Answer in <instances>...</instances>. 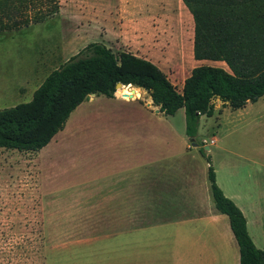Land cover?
<instances>
[{"label": "rangeland", "instance_id": "374dc122", "mask_svg": "<svg viewBox=\"0 0 264 264\" xmlns=\"http://www.w3.org/2000/svg\"><path fill=\"white\" fill-rule=\"evenodd\" d=\"M55 9L52 20L8 38L2 45L9 49L6 63H25L26 71L31 65L39 66L41 75H46L57 65L60 68L64 58L67 62L89 44L103 43L117 55L128 52L153 62L180 92L196 67L231 72L222 60L196 58V21L183 0H0V21L19 23ZM239 15L259 21L264 38V2L241 8ZM140 93L143 102L148 101L149 93ZM99 98V106L89 116L82 115L81 108L73 112L64 127L67 130L60 131L42 155L0 148V264H145L152 249L159 250L162 259L156 263L150 259L147 264H176L175 238L155 233L150 236L156 241L153 248L146 241L145 216H136L137 224L129 226L119 222L118 216L88 213L79 197L68 198L66 183L79 184L91 169L111 164L120 134L139 125L135 104H125L117 92L113 98ZM30 101L23 98L15 105ZM213 104L222 105L217 99ZM164 119L165 126L178 133L176 139L169 136L170 144L177 141L178 146L193 147L184 110ZM261 121L253 107L244 113L228 109L221 117H202L195 142L208 155V144L202 141L210 143L213 137L219 141L211 151L222 183L224 152L218 149L263 141ZM193 154L208 161L199 149Z\"/></svg>", "mask_w": 264, "mask_h": 264}, {"label": "crops", "instance_id": "0c3cea01", "mask_svg": "<svg viewBox=\"0 0 264 264\" xmlns=\"http://www.w3.org/2000/svg\"><path fill=\"white\" fill-rule=\"evenodd\" d=\"M35 25L0 30V104L4 105L1 108L16 106L23 98L32 101L36 90L53 72L50 71L58 68L57 65L46 75H41L43 70H38L39 66L35 68L31 65L26 71L24 62L23 65L5 62L9 58V49L2 45L9 37ZM34 59L33 54L32 61ZM65 62L64 58L60 65ZM146 98L148 101L145 103L143 96L128 100L118 98L125 104H135L139 125L129 128V132L119 133L121 136L114 146L116 157L111 164L98 165V170L94 172L91 169V173L84 174L79 184L66 183V192L70 193L68 198L79 197L88 213L118 216L119 222H126L129 226L137 224L136 216H145L149 224L145 227L146 241H151L150 236L155 233L161 238H175L172 246L176 247V264H240L239 246L230 220L217 210L214 202L208 176L209 162L193 154L200 150L199 146H178L177 141L176 145L169 143V136L176 139L178 133L172 126H165L164 117L169 116L153 104L150 96ZM217 101L222 103L221 106L225 105L223 114H220L221 106H216L214 115L209 118L224 116L228 109H232L220 99ZM99 103V96L94 94L77 109L81 108L82 115L89 116ZM251 107L255 108L258 119L264 120V96L235 111L244 113ZM262 135L263 141L233 146L226 144L221 147L223 149H218L224 152L223 183L219 168L213 164L214 152L211 151L219 141L213 137L210 143L206 139L202 142L208 144L217 184L244 214L256 247L264 249V127L260 132ZM43 149L39 151L40 155ZM151 242L155 248L156 241ZM148 253L151 258L146 256L145 264L150 259L153 263L162 259L159 250L152 249Z\"/></svg>", "mask_w": 264, "mask_h": 264}, {"label": "trees", "instance_id": "16d2710c", "mask_svg": "<svg viewBox=\"0 0 264 264\" xmlns=\"http://www.w3.org/2000/svg\"><path fill=\"white\" fill-rule=\"evenodd\" d=\"M56 1V0H55ZM196 21L197 59L222 60L221 67H196L180 92L153 62L128 52L117 55L103 43H91L54 70L34 93L32 101L0 109V148L38 153L64 129L71 114L91 95L115 97L116 86L132 85L149 93L166 116L184 109L186 133L196 139L202 116L214 115L215 99L234 110L264 96V38L260 22L243 20L241 8L264 0H183ZM57 12L0 23V30L18 29L53 18ZM209 180L217 210L228 216L237 240L240 264H264V250L256 247L242 211L217 184L211 156Z\"/></svg>", "mask_w": 264, "mask_h": 264}, {"label": "bare ground", "instance_id": "6f19581e", "mask_svg": "<svg viewBox=\"0 0 264 264\" xmlns=\"http://www.w3.org/2000/svg\"><path fill=\"white\" fill-rule=\"evenodd\" d=\"M141 91L138 89H136L134 86L129 85V86H125L123 89H121L118 92V95H120L121 97L123 96V94H125L124 99L128 100V99H133V98H141L142 94L140 93Z\"/></svg>", "mask_w": 264, "mask_h": 264}, {"label": "water", "instance_id": "95a60500", "mask_svg": "<svg viewBox=\"0 0 264 264\" xmlns=\"http://www.w3.org/2000/svg\"><path fill=\"white\" fill-rule=\"evenodd\" d=\"M124 87V85L122 84V83H118L117 84V86H116V91H119L121 88H123ZM118 94V93H117ZM159 111V110H158ZM191 142H192V144H193V146H195V147H198V144L195 142V139L193 138V139H191ZM206 149L208 150L209 148L208 147H206Z\"/></svg>", "mask_w": 264, "mask_h": 264}, {"label": "built area", "instance_id": "2783aa9c", "mask_svg": "<svg viewBox=\"0 0 264 264\" xmlns=\"http://www.w3.org/2000/svg\"><path fill=\"white\" fill-rule=\"evenodd\" d=\"M123 88H124V87H123ZM116 92L118 93L119 91H116ZM120 98H123V97L120 96Z\"/></svg>", "mask_w": 264, "mask_h": 264}]
</instances>
